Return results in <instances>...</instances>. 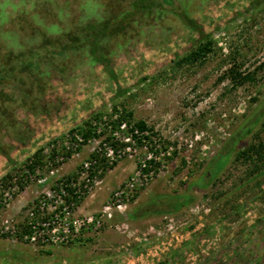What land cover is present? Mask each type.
I'll use <instances>...</instances> for the list:
<instances>
[{
    "label": "rangeland",
    "instance_id": "374dc122",
    "mask_svg": "<svg viewBox=\"0 0 264 264\" xmlns=\"http://www.w3.org/2000/svg\"><path fill=\"white\" fill-rule=\"evenodd\" d=\"M130 3L0 0V264H264V0Z\"/></svg>",
    "mask_w": 264,
    "mask_h": 264
},
{
    "label": "trees",
    "instance_id": "16d2710c",
    "mask_svg": "<svg viewBox=\"0 0 264 264\" xmlns=\"http://www.w3.org/2000/svg\"><path fill=\"white\" fill-rule=\"evenodd\" d=\"M147 1H149V2H147ZM147 1L146 0H131V3L128 5L129 9L125 8L126 11L124 13H121L120 20L124 19L125 17H128V15L135 14V12H138V10H141V11L142 10H151L153 8L154 4H156L155 0H147ZM143 2H145V3H143ZM107 24H108L107 20H101V21H96V22L92 23L91 25H89L87 27V29H86L87 32H89V33L86 32L87 34L86 35H82L83 37H78V38H80V43L85 45V43H87V40H90L92 38V36H90L91 32L95 33L94 34L95 37L93 38L95 40V42L98 41L99 43H101L102 39L105 37L104 25H107ZM74 37H75V39L74 40L72 39V41L70 43H68V42L65 43V40L63 41V43H61L62 44V47H61L62 49L60 50V52H64V51L67 50V47L69 48V47H71L73 45L75 46V44H77L76 36H74ZM208 37H209L208 34L202 36V38L200 40H198L196 42V44H194L188 50L186 55L190 56V57H192L194 59L195 58L197 59L199 57L204 56L210 50V48L208 46H206L207 44L204 45L205 43H209L210 42V38H208ZM71 49H74V48H71ZM243 125L244 126L246 125L245 122L243 123ZM135 126H136V129L142 131L145 128V122L142 121V120L138 121ZM89 131L90 130H88V131L86 130L85 131V133H84L85 137L88 135ZM228 143L231 144V141H229ZM247 149H250V148L248 147ZM35 156H37V154H35ZM92 156H94V154H92ZM222 156H224V157L227 156L226 149L223 152H221L219 155H217L214 160L210 161L207 164L206 169H205L207 176H210V172L211 171L208 172V169L211 167V164H213V162H215L216 160L218 161L217 163L219 165V169L217 170V172L213 176H210V177L213 178L221 170L222 166L220 165L219 159H217V158L218 157H222ZM36 160H38V159L37 158L36 159H34V158L29 159L26 163H24V166H27V168L29 170H33L34 167H35ZM61 187H64V190L67 192L68 196H69V193L73 192V188L70 187V183L67 182V181L66 182L64 181L63 183H61ZM174 197L178 198L180 201L173 202L172 199H170V201H169L170 203L168 204V206L172 205L173 207H176V206H178L179 204H181L184 201V200H181L178 196H174ZM153 205L154 206H158L159 209H162L163 207L167 206V205L164 204L163 201H160V200H156V203H153ZM32 230L33 229L31 227V225L27 224V225H24L21 228L22 232L20 234L22 235L24 233H31Z\"/></svg>",
    "mask_w": 264,
    "mask_h": 264
},
{
    "label": "built area",
    "instance_id": "2783aa9c",
    "mask_svg": "<svg viewBox=\"0 0 264 264\" xmlns=\"http://www.w3.org/2000/svg\"><path fill=\"white\" fill-rule=\"evenodd\" d=\"M88 163L90 164L91 162L89 161ZM61 183H63V182L62 181L60 182L58 194H60L61 197H64L67 194V192L64 190V187H61ZM40 202L41 203H39V207L41 209H43L42 207H43V203L44 202H42V201H40ZM33 213H34L33 210L29 211V214L31 216H33ZM31 218H32V220L30 221L29 225H31L32 229L34 230V229L40 227L42 224H44V222H45L44 218H46V217L45 216H41L38 219H36V217H31ZM34 232L35 231H33L32 233H34Z\"/></svg>",
    "mask_w": 264,
    "mask_h": 264
}]
</instances>
